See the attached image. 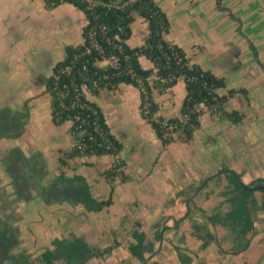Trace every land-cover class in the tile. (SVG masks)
Wrapping results in <instances>:
<instances>
[{
  "label": "crops",
  "instance_id": "1",
  "mask_svg": "<svg viewBox=\"0 0 264 264\" xmlns=\"http://www.w3.org/2000/svg\"><path fill=\"white\" fill-rule=\"evenodd\" d=\"M155 1L170 21L166 39L183 48L191 63L224 78L225 87L217 90L219 95H226L230 89L247 90V97L235 93L223 105L226 111H240L243 120L233 124L204 109L200 127L194 131L192 140L163 147L140 114V95L136 87L122 83L116 90L104 89L97 96H91L102 109L111 132L123 143L118 158L124 162L127 179L121 181L117 177L110 182L102 174L103 170L97 177L75 170L74 174L85 177L93 197L106 199L111 192L112 203L99 212L86 211L82 205L57 204L55 208L63 211L64 225L55 236L51 235L52 239L82 236L100 248L117 240L119 245L110 254L104 258L93 257L85 264H140L127 249L128 243L133 241L131 232L139 222V229L155 242V252L145 254L147 264H182L178 252L190 257L189 264H264V210L256 211L255 231L248 247L237 252H234L230 232L219 224L212 225L201 214L202 210L224 212L228 209L221 194L227 184L224 173L218 174L221 169L238 173L245 184L258 177L264 178V71L255 62L249 38L238 33L236 20L218 8L217 0ZM224 1L231 2L237 19L243 18L249 32L256 34L258 49L264 53V0ZM63 4L64 8H60ZM63 4L48 9L43 0H0L1 48L12 45L16 50L20 46L18 54L21 50L30 51V57L25 58L26 65L13 71L10 79V83L15 84L14 88L10 86L12 98H22V103L28 100L30 114L22 136L38 119L33 105L40 93L46 98V117L41 119L53 125L49 95L44 93V86L38 84L37 79L50 73L54 63L63 57L65 45L81 41L84 24L81 14H76L77 8L73 5ZM134 22L136 28L132 26V35L127 41L131 47L139 46L146 32L142 19ZM37 43L39 48L44 47L45 54L37 52ZM139 60L144 68H152L147 58L142 56ZM244 81L247 83L239 85ZM185 93L182 80L161 93L154 90V100L159 105L156 116H178ZM172 145L177 148L168 150ZM183 154L193 164V170L186 168L191 178H186L177 164L173 165L177 158L183 161ZM82 159H88L90 165L101 159L107 169L115 157L74 158L76 161ZM198 184L200 188L194 192ZM42 207L49 211L54 206ZM183 215L186 217L176 223L175 219ZM201 223L212 233L213 240L194 234V224ZM163 225L167 229L163 230ZM158 230L161 237L155 241ZM45 248H52V245Z\"/></svg>",
  "mask_w": 264,
  "mask_h": 264
},
{
  "label": "trees",
  "instance_id": "2",
  "mask_svg": "<svg viewBox=\"0 0 264 264\" xmlns=\"http://www.w3.org/2000/svg\"><path fill=\"white\" fill-rule=\"evenodd\" d=\"M43 1L48 9L63 3L71 4L84 16L81 41L75 45H65L63 57L54 63L50 73L37 79L38 84L44 86V93L49 95L53 125L70 122L68 132L72 143L58 156L62 169L46 187L38 185L46 172L39 153L27 156L18 146L8 151L4 162L7 169L14 172L18 199H31L32 188L37 190L46 204L68 202L82 205L86 211L92 212H99L111 205V192L106 199H96L83 175H67L64 170L68 168L69 161L76 157L109 155L115 160L102 174L110 182L117 177L121 181L127 179L123 171L124 162L118 158L123 143L111 132L100 106L90 98L104 89L116 90L122 83L136 87L140 95V114L163 147L173 142L187 143L192 140L194 131L200 127L204 109L215 112L233 124L242 122L243 114L240 111H226L223 105L235 93L247 97V90L230 89L226 95H219L217 90L225 87L224 78L191 63L183 48L166 39L170 21L155 0ZM217 4L221 8L220 0H217ZM139 18L146 23V32L143 42L131 47L127 41L132 35V24ZM142 56L152 62V68L141 65L139 59ZM179 80L184 82L186 92L179 115L168 118L156 116L159 105L154 100V90L161 93ZM29 114L28 100L16 110L8 105L0 106V139L21 137ZM21 168L25 172L22 173ZM220 173H224L227 180L221 194L228 209L203 216L212 225L219 224L230 232L234 252L244 251L255 231L256 211L264 210V191L246 190L243 185H264V178L258 177L245 184L240 175L232 170L223 168ZM219 183L216 181V184ZM199 188L200 185L194 192ZM186 215L175 219V222L178 223ZM139 227L140 223L136 222L131 232L133 241L128 243L127 249L140 264H147L145 254L155 252V242ZM162 228L167 229L165 225ZM193 229L199 238L214 239L202 223L194 224ZM19 233L18 226L11 222L10 217L5 212L1 213L0 264H85L93 257L104 258L119 245L114 240L113 244L100 248L91 245L82 236L55 237L52 248H45L34 259L27 252L17 251L21 241ZM160 237L158 230L154 240L158 241ZM178 253L182 264L190 263L189 256Z\"/></svg>",
  "mask_w": 264,
  "mask_h": 264
},
{
  "label": "rangeland",
  "instance_id": "3",
  "mask_svg": "<svg viewBox=\"0 0 264 264\" xmlns=\"http://www.w3.org/2000/svg\"><path fill=\"white\" fill-rule=\"evenodd\" d=\"M64 6L65 5L63 4L59 7L64 8ZM220 6L221 8H218L224 12H227L229 18L236 20L238 33H241L242 35L249 38L250 48L252 50V53L254 54L255 62L257 63L259 69H262L264 71V53H261L258 49L259 46L257 45V42L259 41L256 42L254 39L256 34L249 32V28L246 26L243 18L237 19V14L230 1L225 2L224 0H221ZM75 10L76 14H81V22H84L83 13L78 9ZM132 26L136 28V22H134ZM34 42L36 43V41ZM36 45L37 52L45 54L46 51L44 50V47L42 49L39 48L40 45L38 43ZM11 47L12 45L5 49L4 46L2 48L0 46V106L8 104L11 106L12 109L16 110L21 107V105L23 104V100L22 98L21 100L20 98H12L13 91H10V86L14 88L13 86L15 84H11L10 79L13 77V71L26 65L24 64V62L26 61L25 58L30 57V51L21 50V54H24L21 57V54H18V52H20L19 49H21V47L18 46L16 50ZM246 83L247 82L244 81L241 82L239 85H244ZM178 93V89H176L175 97L178 96ZM105 94L108 95L107 91L105 92ZM36 98L35 102L37 103H35L33 107H35V109L37 110L36 113L38 119L36 122L34 121L31 124L30 128H28V132L16 139H0V214L5 212L10 217L11 222H13L19 228V238L21 241L19 247L17 248V251L19 250L27 252L34 259L39 256L40 252L45 247H47L49 244L52 245V240L54 239H52V236H55L59 232V229L64 225V219L62 218V209L60 207L55 208L57 204H62L63 202L46 204L38 195L37 190L32 188H30V192L32 194L31 199H18L15 194L16 185L13 178L14 172L10 169H7L4 159L8 155V151H10L11 148L16 146L20 147L24 154L27 156L39 153L43 159L44 165L46 166V172L44 176L39 180L38 185L46 187L48 186L50 181L57 174H59L62 169L59 167L58 156L63 150H66L71 146V138L67 134L69 123L65 122L61 126L55 127L50 123V121L42 120L41 118L46 117V98L45 96H42L41 93L38 94ZM175 146L176 145L170 146L168 150L171 151L177 148ZM181 153L184 152L181 151ZM182 158L183 161L177 158L178 160L175 161V163L173 162V165L175 164L174 166L176 167L177 164L178 170L181 171L182 174L187 175V172L193 170L194 167L193 164L190 163L189 158L187 156H184L183 154ZM82 160H70L68 163V168H64L65 173L67 175H71L75 170L79 169L86 175L97 177V174L101 173L99 171L106 170V164H104L101 159H97V161H95V164L92 163V165L89 164L90 161H88V159ZM186 168L188 169L187 172ZM167 169L169 170L168 167H166V170ZM21 172H25L23 168H21ZM195 172L194 174H196ZM188 177L189 175H187L186 178ZM189 180L192 184L195 183L194 180ZM197 186H199V184ZM41 204L43 206L51 205L54 207H51L49 208V211H46L47 209L43 208ZM73 206L76 207V205ZM206 211L211 213L212 210H202V216L206 215ZM64 215L66 216V214ZM47 225H49L48 229L46 228Z\"/></svg>",
  "mask_w": 264,
  "mask_h": 264
},
{
  "label": "water",
  "instance_id": "4",
  "mask_svg": "<svg viewBox=\"0 0 264 264\" xmlns=\"http://www.w3.org/2000/svg\"><path fill=\"white\" fill-rule=\"evenodd\" d=\"M243 188L246 190H263L264 191V185H255L252 187L243 185Z\"/></svg>",
  "mask_w": 264,
  "mask_h": 264
}]
</instances>
